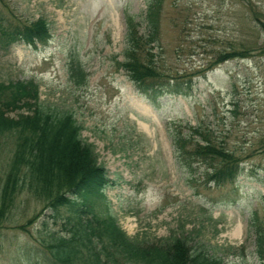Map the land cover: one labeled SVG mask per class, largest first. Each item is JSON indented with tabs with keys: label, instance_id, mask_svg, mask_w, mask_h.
<instances>
[{
	"label": "rangeland",
	"instance_id": "374dc122",
	"mask_svg": "<svg viewBox=\"0 0 264 264\" xmlns=\"http://www.w3.org/2000/svg\"><path fill=\"white\" fill-rule=\"evenodd\" d=\"M3 2L23 21L45 17L51 37L36 48L0 47V82L33 80L44 104L73 114L115 182L105 194L126 234L144 242L184 235L223 264H261L253 221L264 223V0H163L156 62L191 88L155 102L116 65L123 59L125 18L142 22L145 0ZM231 48L246 49L245 56L210 66ZM71 53L88 72L83 85L68 77ZM186 121L225 132L241 160L234 181L206 183L202 168L190 172L176 161L168 128ZM5 134L0 188L13 154L12 136ZM49 213L28 189L16 194L0 221V264H42L48 243L66 232L61 216Z\"/></svg>",
	"mask_w": 264,
	"mask_h": 264
},
{
	"label": "trees",
	"instance_id": "16d2710c",
	"mask_svg": "<svg viewBox=\"0 0 264 264\" xmlns=\"http://www.w3.org/2000/svg\"><path fill=\"white\" fill-rule=\"evenodd\" d=\"M145 3L142 22L133 15L125 18L123 59L116 60V65L151 102L166 94L186 96L191 88L188 81L164 73L153 52L160 44L163 0ZM143 23L144 30H140ZM50 37L45 17L23 21L0 0L1 48L18 42L36 48ZM245 51H221L209 64L244 57ZM66 71L76 85L87 82L88 72L76 54L68 56ZM11 111H17L16 116H9ZM168 129L176 161L190 172L202 168L206 183L222 185L241 173V160L228 148L224 131L189 121ZM81 131L82 125L70 111H58L42 102L39 85L33 80L0 82V137L7 133L13 139L12 158L0 188V221L25 188L43 202L49 216L64 220L66 232L48 243L42 264H223L184 235L169 234L151 242L127 235L108 208L105 190L115 182ZM100 206L104 209L99 210ZM253 231L255 253L264 264V223L253 221Z\"/></svg>",
	"mask_w": 264,
	"mask_h": 264
}]
</instances>
